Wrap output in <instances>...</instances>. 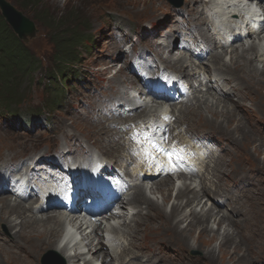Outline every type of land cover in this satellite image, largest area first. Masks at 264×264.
Masks as SVG:
<instances>
[{"label": "rangeland", "instance_id": "374dc122", "mask_svg": "<svg viewBox=\"0 0 264 264\" xmlns=\"http://www.w3.org/2000/svg\"><path fill=\"white\" fill-rule=\"evenodd\" d=\"M7 1L36 23L37 34L28 43L44 65H50L56 47L51 39L53 32L48 26L56 24L61 17L81 21L86 30L84 39L91 35L94 39V46H89L82 51V61L78 63L75 70L79 69L80 74L84 75L83 83L74 84L71 87L68 93L70 98L68 104L55 112L51 125H46L43 116L34 118L36 127L30 130H23L20 124L16 123L17 120L25 122L31 114L35 117L38 113L36 107L48 96L43 86L38 83L31 87L28 83H24L20 87V93H24L20 99L22 100L21 105L15 106L14 112L12 110L10 112V114H19V116L16 119L7 118L10 116L6 118L0 116V146L9 143L17 144L20 154L15 157L8 155L0 157V166L3 162L11 164L29 157L33 158L34 154L46 160H53L57 158L55 155L61 154L68 144L79 147L81 151L77 155L85 157V155H90L92 150H96L98 145L104 146L110 140H114L116 134L109 128L117 126L119 129L120 119L114 118L112 113L105 115V112H109L107 110L104 112L101 105L107 97H117L119 88L124 85L123 75H115L113 78L111 76L113 71L108 72V76L105 75L109 69L107 66L115 65L116 55L122 52L124 41L132 45L136 52L146 51L150 57L157 60L153 52L155 49H152L153 45L149 42L154 38L153 34L147 32L152 31L149 29L150 24L153 26L154 33L159 31L160 26L162 30L158 33L160 35L164 33V28L169 29L172 24V27L178 28L184 22H199L190 19V9L186 4L189 0H183V6L179 8L173 6L168 0H35L36 5L30 7L27 6L28 0ZM207 9L210 8H203V12L199 14H206ZM136 34L139 36L138 40H136ZM240 45L222 50L220 55L226 64H230L247 80L250 92L246 89L247 84L244 86L243 83L230 79L229 74L224 71L220 73L217 70L218 62L213 60L212 63H208V70L218 73L221 80L215 79L219 82H215L214 88L209 90L204 88L205 86L196 88V97L203 102L202 108L197 112L191 111L183 114L181 109L176 112L178 128H183L187 137H192L194 134L209 136L216 143L215 153L217 154L225 155L229 153L230 145L236 146L235 143L238 141L240 143L237 155L227 160L221 177L207 175L205 179L201 178L195 182L183 178V182L186 181L191 189H195L194 191L200 195L199 205L195 203L190 206L186 203L187 209L181 212V215L189 216L192 208L198 212H204L210 208L214 210L215 216L210 220L206 233H201L199 226L192 234L184 230L180 232L166 219H163L156 205H160L169 212L173 201H178L175 199L177 188L169 193L170 180L164 181V185H161L164 187L163 191L155 192L151 187L153 183L148 182L147 184L146 191L151 199L149 201L152 203L151 208H153L151 210L154 214L160 212L161 216L157 215L159 218L147 223L142 235L174 238L185 248L180 244L169 243L163 250L164 254L175 256L169 264H264V144L253 133L255 131L253 129H257L258 134L260 135L259 132H261L264 138V67L259 61L255 62L259 70L249 67L247 56L250 57V54L241 57L236 52L233 53L232 50L235 47L241 50ZM186 56L182 52H176L172 59L176 61L175 59L186 58ZM123 60H127V57L122 58L121 61L124 62ZM258 60H261L260 57ZM167 64L171 65L170 62ZM184 69L187 70V68ZM130 77L131 80H135L133 76ZM35 78L36 80L41 79V73L35 74ZM241 97L244 99L239 104L234 105L229 102V100L237 102ZM223 99L228 102L222 101ZM216 101L221 103L217 107ZM189 106L197 108V101ZM120 118L125 120L126 117L120 116ZM109 150L110 147L102 155L107 156V153L111 152ZM73 155L76 156V153ZM210 163L212 167H215L218 162L214 160ZM252 168H259L263 172H257ZM157 181L159 180L155 182ZM252 193H255L258 201L256 207L259 215L256 217L250 213L248 206L249 195ZM164 196H170L168 202H164ZM4 197L12 196L6 193L3 194ZM185 200L183 199L182 202L185 203ZM12 202L15 201L12 200ZM23 202L34 205L31 201ZM134 208L136 211H145L135 206ZM3 212L0 206V219L4 216ZM57 214L59 213L52 215ZM48 215L36 213L41 220ZM13 218H18L17 222L23 220H19V214ZM190 219L191 217H188V220L181 223L180 227L185 229ZM7 220L9 222V219ZM220 221L222 222L219 223ZM57 226L55 228L60 230L61 225ZM10 231L15 233L19 245L18 248L12 249L11 247L15 252L8 255L2 249L10 246L6 247L7 245L0 243V264H21V262L52 264L49 261H53L54 264H63L61 255L55 253L54 248H46L39 256L36 255L29 248L33 239H30L26 231H22L23 235L21 233L19 235L21 225L10 230L6 224H0L1 238L5 236L10 238ZM128 237L126 234L127 240ZM126 238L123 237L125 242ZM226 238H228L227 241ZM142 254L145 257L149 256L146 249ZM184 256L185 259H181ZM41 257L42 260H40ZM109 261L110 259H107L106 262ZM116 262L129 264L128 259L123 257H119Z\"/></svg>", "mask_w": 264, "mask_h": 264}, {"label": "bare ground", "instance_id": "6f19581e", "mask_svg": "<svg viewBox=\"0 0 264 264\" xmlns=\"http://www.w3.org/2000/svg\"><path fill=\"white\" fill-rule=\"evenodd\" d=\"M211 3H212V0L205 1L204 3H202V0H189L186 4H187V7H189V9H190L191 19H199L200 15H201L199 13L203 12V8H204L203 5L207 6L208 4H211ZM218 3L220 4L221 7L223 6L226 9H228V11L230 9H234V11L238 14V15L234 16L235 20H237L243 16V15L239 14V13H241V11H244V14H245L247 12V9H248L247 6L243 7L242 5H240L235 0H226V1L218 0ZM198 14H199V16H198ZM218 17L220 18V20L219 21L217 20V26L218 27L222 26L221 30H223L224 28H227L228 25L229 26L232 25L234 27L238 26V24L234 20L231 22H228V24H226L227 21L225 20V18L223 16L219 15ZM201 20H203V18ZM158 23L160 24V22H158ZM172 29H173V27H170L169 29H167V32L171 30L170 33L168 32L169 35L173 33ZM255 38H257V37H255ZM257 39L258 40H255V41L251 40V42L248 41L247 44H241L239 46V47L242 46L241 50H238V49H236L237 47H235V49L232 51H233V53L236 52L237 55L241 56V57H244V56H247L250 54V57L247 56V58H248V64L247 65L249 67L255 68L256 70H259L260 68L258 67V65L255 62H258V61L260 62V60H258V58L262 57L264 55V42H263V39L261 37H258ZM258 41H259V43H258ZM159 46H162V45L160 44ZM170 46H171V41L166 44L165 48L168 49V48H170ZM158 47H157V49H158ZM233 47H234V45L232 46V48ZM169 53L170 54L168 57L170 58V57L174 56L176 51L175 50L169 51ZM259 53H260V55H259ZM214 59L218 61L220 69H222L224 72L229 74L230 79L238 81L240 83H243L244 86H246V84H247L246 89H248L247 91L250 92V88L248 87L249 84H248L247 80L244 77H242L237 72V70H235L232 66H230V64H226V62L223 60L222 56L215 55ZM262 64L264 67V60H262ZM199 82L203 87L205 86V88L207 90L214 88V86H211L209 83L202 84V81H200V80H199ZM227 98H228V96H227ZM199 99L198 98L195 99V100H197V104H198L197 108H190V106H187L182 112L183 113H187V112H191V111L197 112L198 110H200L202 108L203 102L199 101ZM224 99H226V97ZM224 99L222 101L228 102L227 100H224ZM243 99L244 98L241 97V98H238L237 102H234L233 100H229V102H232V104L236 105V104L241 103L243 101ZM215 104L217 107V105H219L221 103L216 101ZM253 130H255V131H253V133L257 136L258 140L264 144V138L258 134L257 129H253ZM232 136L235 137L234 135H232ZM232 143L234 144L233 141H232ZM239 144L240 143L238 141L236 143V146L230 145L229 153H227L225 155L223 154L220 157H218V159H217L218 165L220 167L209 168L208 169L209 174H211L214 177H221L222 176V169L224 170V168L226 167L225 164H226L227 160H229L231 157H233V155H237V153H238L237 151L239 150ZM104 147L106 148V146H104ZM18 151L19 150L17 149V144L9 143L8 145L0 146V157H4L6 155L11 156V157H15L18 154H20V152H18ZM237 158H238V156H237ZM252 169L257 171V172H263L259 168H252ZM235 171H238V170H235ZM230 172H234V171H230ZM148 178H150V177H148ZM183 178L186 179V177H184V176H178L176 179L172 178V177H170V179H169V177H167L166 179L163 178L160 181H157V183L155 181L152 182L153 185L151 187L153 188V190H155V192L163 191L164 187H162L161 185H164V181H167V180L171 181L169 183V185H170V188L168 189L169 193L171 190H174L175 188H177V190H176L177 194L175 196L176 197L175 199H177L178 201H176V200L173 201L172 206H171V210L169 212L166 211L163 207H161L158 204L156 205V207L158 208V211H160L162 213V215L164 217L163 219L164 220L166 219L167 222H169V224H171V226H174L175 229L179 230L180 232L185 231V232H189L192 234L195 232L196 227L199 226L201 228L200 232L206 233V230L208 229V224L210 223V220L215 216L214 210L212 208H210L204 212H198L195 208H192V209H190L191 213L189 216L186 215L185 217H183L181 215L182 214L181 212H184V210L187 209L188 205L186 206L185 205L186 203L190 204V206L192 204H195V203L197 206L199 205L198 197L200 195L198 192L194 191L195 189H191V187L187 183L183 182ZM161 182H163V183H161ZM178 182L180 183V185L175 186V183H178ZM159 183H161V184H159ZM183 183H184V185L182 186ZM2 185H3V181L2 182L0 181V186H2ZM1 197L2 198L0 199V206L4 210V212H3L4 216L2 217V219H0V223L6 224L10 230L16 229L18 226L21 225V232L18 231L19 235H20V233H21V235H23L22 231H26V234L30 237V239H33L32 244L29 246V248L31 250H33V252L38 256L46 248H54V249L58 250L59 252H61L62 254H65L69 245L72 242H74L73 241L74 240L73 234H76L77 231L79 232L80 230H82V227L85 224L83 222H80V223L73 222L72 225H67L68 227L66 226V230H65V227L63 229V226H65L67 224L68 214L56 212L59 214L52 215L54 213H52L49 210V212L46 213L47 215L48 214L49 215L46 218L41 220L39 217L37 218V217L29 214L30 212H34V207H27L23 202H19V201H15V200H14L15 202H12V200H13L12 197H9V198L8 197L3 198V196H1ZM169 197L164 196V202H168ZM131 199H132L131 202H133V204L134 203L137 204L139 207H141V209H144L145 211H139L135 215V217L132 218L131 221L134 222V224L130 225V224L125 223L126 228H127L126 233L129 236V241L124 245V247L121 249L120 252L112 251V253H114L117 257L121 256V257L129 258V260L131 261L132 264H169L175 256H172L170 254L168 255L166 253L164 254L163 250L166 249V247L168 246L169 243H176V244H180V245H181V243L178 242L176 239L170 238V237L168 239H166V238H161L160 236L142 235V232L145 230L146 224L154 222L157 218H159L158 216H161V213L160 212H156V214L153 213V211L151 210V209H153V208H151L152 203L149 202L151 199L147 195L146 189H144L143 186L136 187L135 193L133 194ZM183 199L184 200L186 199L185 203L182 202ZM257 203H258V201H257L255 193L250 194L248 206H249L250 213L254 217L259 215L258 208L256 207ZM154 204H156V203H154ZM41 211H43V210H41ZM18 214H19V220L20 219H23V220H20L17 222L18 218L14 219L13 217L17 216ZM64 215H65V218H64ZM180 216H182V217H180ZM188 217L189 218L191 217V219L186 224V228L182 229L180 227V225L184 221H187ZM7 219H9L10 223L8 222ZM220 220H222V219H220ZM221 222L222 221H220L219 223H221ZM57 225H59V227L61 225L60 230L55 228ZM120 225L121 224H119L118 226H120ZM99 228H102L103 229L102 231H104L106 229L105 227H102L101 224L98 225L97 229H99ZM118 228H120V227H118ZM97 229H96V232H97ZM115 230H117V228H115ZM10 232H11V235L9 234L10 238H8L6 236L1 238V236H0V243L7 245L6 247L10 246L9 248H3L2 249V250H4V252H7L8 255H11V253L14 251V250L12 251V249L18 248V245H19L18 241L16 240L15 233H13V231H10ZM61 232L65 233L64 236L62 237L63 240L65 242L69 241V245L67 248H66L65 244H64L65 246L62 248H59L57 245V241L61 235ZM112 234H114V235L111 236V239H113V241L115 242L116 239H114V238H117L115 236L117 233L114 232ZM55 235H58V236L55 237ZM227 240H228V238H226V241ZM5 245H4V247H5ZM11 247H12V249H11ZM144 249H146L149 252L148 257L143 256L142 253H143ZM39 251H40V253H38ZM97 251L100 253H104V254H106V252H109L108 248L106 249L105 245L98 246ZM185 256L181 257V259L184 260ZM66 257L68 259L67 261H71V260L73 261L72 257H70V256H66ZM22 261H23V259H22ZM17 262H18V260H17ZM28 263H29V260H28ZM16 264H18V263H16ZM21 264H26V263L21 262Z\"/></svg>", "mask_w": 264, "mask_h": 264}, {"label": "trees", "instance_id": "16d2710c", "mask_svg": "<svg viewBox=\"0 0 264 264\" xmlns=\"http://www.w3.org/2000/svg\"><path fill=\"white\" fill-rule=\"evenodd\" d=\"M31 5H36V1L28 0L27 6ZM81 23L61 17L56 24L48 26L53 32L51 39L56 47L44 76L60 83V87L54 88L59 95L50 98L45 108H55L65 100L63 80L70 79L72 68L82 60L81 49L88 48L89 44L86 45L84 39L86 30ZM88 41L92 42V39ZM40 68L43 69L39 56L16 36L0 12V102L7 106L18 102L21 97L19 88L30 81Z\"/></svg>", "mask_w": 264, "mask_h": 264}, {"label": "water", "instance_id": "95a60500", "mask_svg": "<svg viewBox=\"0 0 264 264\" xmlns=\"http://www.w3.org/2000/svg\"><path fill=\"white\" fill-rule=\"evenodd\" d=\"M171 1L177 6L182 4V0ZM0 8L7 22L21 39H26L28 36L34 35L36 29L34 21L16 10L13 5L9 4L6 0H0Z\"/></svg>", "mask_w": 264, "mask_h": 264}, {"label": "snow or ice", "instance_id": "6c2138e0", "mask_svg": "<svg viewBox=\"0 0 264 264\" xmlns=\"http://www.w3.org/2000/svg\"><path fill=\"white\" fill-rule=\"evenodd\" d=\"M165 119H167V117H165ZM153 147H156V145H153ZM173 153H168V155L171 157Z\"/></svg>", "mask_w": 264, "mask_h": 264}]
</instances>
